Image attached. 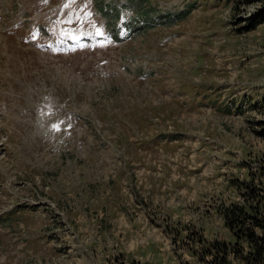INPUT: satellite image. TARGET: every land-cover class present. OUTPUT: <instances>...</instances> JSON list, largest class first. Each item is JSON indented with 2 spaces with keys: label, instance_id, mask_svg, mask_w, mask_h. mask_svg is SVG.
Returning <instances> with one entry per match:
<instances>
[{
  "label": "rangeland",
  "instance_id": "374dc122",
  "mask_svg": "<svg viewBox=\"0 0 264 264\" xmlns=\"http://www.w3.org/2000/svg\"><path fill=\"white\" fill-rule=\"evenodd\" d=\"M73 19L115 40L53 52ZM263 238L264 0H0V264H264Z\"/></svg>",
  "mask_w": 264,
  "mask_h": 264
},
{
  "label": "trees",
  "instance_id": "16d2710c",
  "mask_svg": "<svg viewBox=\"0 0 264 264\" xmlns=\"http://www.w3.org/2000/svg\"><path fill=\"white\" fill-rule=\"evenodd\" d=\"M236 209H239V212L236 211ZM231 210V213L229 215H231V218L233 219H242L241 216H243L246 212L241 209L239 206L235 205L234 207H231L230 208ZM246 215V214H245ZM257 221V225H261L262 222H260V220H256ZM256 245H257V253L261 254L262 256H264V238L262 239V242H260L259 240H257L256 242Z\"/></svg>",
  "mask_w": 264,
  "mask_h": 264
}]
</instances>
